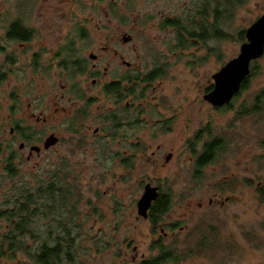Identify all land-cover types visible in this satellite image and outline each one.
I'll return each mask as SVG.
<instances>
[{
	"label": "flooded vegetation",
	"instance_id": "flooded-vegetation-1",
	"mask_svg": "<svg viewBox=\"0 0 264 264\" xmlns=\"http://www.w3.org/2000/svg\"><path fill=\"white\" fill-rule=\"evenodd\" d=\"M75 1L77 2L75 12L70 11L68 17L70 21L75 19L72 32L61 34L55 39L42 32L41 25H45L48 18L43 17L39 10L40 7L47 8L45 7L47 0H0V87L8 89L0 98V180H11L10 176L14 171L16 174L13 180H15L24 151L27 152L26 159L30 160L50 151L61 141V137L53 132L49 136L54 135L57 142L45 148V138L42 141L43 146L40 147L38 144L44 137L40 136V133L44 135L46 132L24 124L26 123L22 120L24 82L31 85L34 84L33 82L38 84L41 82L43 86L48 85L53 92V99L60 101L56 112L65 114L63 125L65 131L69 132L71 140H75L79 146L87 145L101 151H107L108 143H113L111 159L113 162L119 161L120 165L128 169L134 166L137 153L146 154L150 150L152 135L172 132L181 110L179 106H172L170 99L163 94L162 80L169 72L172 63L169 59H164L165 54L150 59L152 54L146 50L147 44L144 40L165 41L166 53L169 55L170 52L175 54L177 49L183 47L182 40L197 44L202 41L208 44L214 38V0H148L143 3L144 8L147 9L138 11L134 16L136 23L143 27L138 30L142 31L139 37L143 44H140V47L142 49L144 46V50L137 48L136 37L129 34H123L119 42L116 40L114 43L117 45L121 42L120 45L124 47L130 45L127 50L131 57L137 54L138 58H142L143 52H147V60L151 64L143 70L142 66L126 61L123 50L119 51L114 47L112 54L120 56L125 70L119 72L117 69V72L112 73L111 78L107 80L111 63L108 62L107 66L102 68L99 52L103 50L99 48L97 54L90 52L88 57L86 56L87 47L101 37L99 35L94 37L93 34L88 33L85 27L86 18H80L79 15V10L82 9L81 1ZM94 1L101 4L103 0ZM106 1L109 14L112 16L117 14L115 12L117 0ZM64 2L65 0H56V4ZM127 3L134 15L137 1L127 0ZM49 7L56 10L59 8L53 4ZM89 7L95 9L97 6L94 4ZM147 24L157 30V35L145 33L144 26ZM110 48V46L103 47L104 50ZM206 48L209 53L210 48ZM263 60L264 52L251 61L249 75L228 104L216 107L205 98V95L214 89V74L202 91V100L211 109L233 111L234 101L240 92L247 88L248 81L253 75L260 76L261 82L253 97L242 98L235 113L241 118H253L251 121L256 129L254 142L252 145H246L249 141H246L245 134L241 135L239 151H237L242 154L245 166H254L255 174L254 176L247 174L246 167L241 171L229 172L220 179L223 181L213 183L218 191L228 193L227 190H230L234 180H242L245 185L252 186L259 203H264V176L261 173L264 168ZM52 72L54 74H51ZM58 89L59 91L55 92ZM40 97L44 98L42 95ZM41 99L35 98L37 101ZM6 102L10 105L8 113ZM29 117L37 122L46 121V118L37 116L35 111L31 112ZM206 123L187 139L185 145L193 154L195 180L204 177L203 169L211 166L220 154H224L225 151L231 152L228 145L234 142V138L230 136L218 137L212 134L210 123ZM204 154L207 156L203 157ZM170 157L169 154L165 159L169 160ZM145 180L151 179L144 178L140 182L139 185H143L142 194L137 199H133L136 209H131V213L136 211L135 219H143L148 224L147 248L142 250V246L134 241V236H131L121 243H113L116 248L115 256L95 257L90 260L78 259L75 256L72 262L65 264H229L232 262L231 256L223 258L214 256L217 252L215 250L229 251L230 247L236 246L235 238L230 236L231 227H227L226 222L224 225L223 218L219 215L215 217L214 213V205L223 206L230 203L231 195H226L224 200L218 201V197H222L223 193L214 192L205 203L198 202L200 208L206 207L204 210L206 216L200 215L196 223L193 222L191 225V220L188 218L186 220L182 216L179 217V214H172L174 200L172 193L163 192L157 182ZM147 184L156 187L158 195L151 202L144 216L140 214L138 202ZM7 195L6 192L1 193L2 211H5L7 206L5 200ZM161 197L166 198L167 208H153L160 204ZM120 207L121 205L117 204L113 209L117 216L126 214ZM216 220L217 224L214 223ZM0 222L5 223V218ZM7 227L8 225L5 224L4 229L6 230ZM243 235L246 236V232ZM100 247L108 248L110 243H102L98 246V241L93 242L92 248L98 251ZM23 260L30 261L28 258ZM21 263L22 258H17L14 264Z\"/></svg>",
	"mask_w": 264,
	"mask_h": 264
},
{
	"label": "rangeland",
	"instance_id": "rangeland-1",
	"mask_svg": "<svg viewBox=\"0 0 264 264\" xmlns=\"http://www.w3.org/2000/svg\"><path fill=\"white\" fill-rule=\"evenodd\" d=\"M80 1L82 9L79 10V15L80 18H86L85 27L88 33L93 34L94 37L95 35L101 37L100 40H94L90 47H87L86 56L88 57L90 52L97 54L99 48L103 50L99 52L102 68L107 66L108 62L111 63L109 77L106 79H110L111 74L117 72V69L119 72L125 70L120 56L112 54L114 47L119 51L123 50L126 61L142 66V69L146 70L149 67L148 64H151L147 60V52H143L142 58H138L137 54L131 57L127 50L130 45L124 47L120 45L121 42L115 45L114 41L118 40L119 42L123 34H129L136 37L137 41L134 42L137 48L141 49L140 44H143V41L139 35L142 33L140 30L143 27L136 23L134 16L138 11L147 9L144 8L143 3L148 0H136L137 7L133 12L134 15H132V9L128 7L127 0H117L115 8L117 14L113 16L109 14L106 0H103L101 4L100 2L95 3L94 0ZM76 3L74 0H65L64 3L56 4V0H47L45 6L47 8L40 7L39 10L43 17L48 18L47 23L41 25L42 32L55 39L61 34L72 32L75 19L70 21L68 17L70 11L75 12ZM51 4L58 6V10L53 7L50 9L49 5ZM94 4H96L95 9L97 10L89 7ZM263 12L264 0H243L242 4L235 7L232 18L223 21L225 24H223L222 30L227 34L226 38L214 36L208 44L202 43V41L198 44L189 41L184 47L177 49L175 54L170 52L167 55L166 42L163 40H144L147 44L146 50L152 54L150 59L153 60L157 55L165 54L164 59H169L172 63L169 72L162 80L163 94L170 99L172 106H179L181 110L176 127L172 132L152 135L150 150L146 154L137 153L132 168H125L119 164V161L113 162L111 159L113 143H108L107 151L87 147V145L85 147L77 145L75 140L69 138V132L65 131L63 125L65 114L56 112L60 101L53 99V92L48 85L43 86L41 82L39 84L33 82V85L23 83L22 120L26 122L24 124L32 125L38 130L46 132L44 135L40 133V136H44L38 144L40 147L43 146L42 141L53 132L61 137V141L50 151L30 160L26 159L27 152L24 151L22 161L19 162V173L14 181L31 180L35 183L34 180L50 179L51 173L56 170L61 175L69 173V181H77L82 199L78 204L80 215L76 221L81 226L79 229L81 233L75 243L76 258L90 260L95 257L115 256L116 248L113 243H121L131 236H134V241L139 243L144 250L149 241L148 224L143 219H135L136 211L131 213V209H136L133 199H137L142 194L143 185L139 184L144 178L151 179L145 181H154L160 184L163 192L172 193L174 199L172 214H179V217L182 216L186 220L188 218L192 225L193 222L196 223L200 215L206 216L204 212L206 207L200 208L198 202L205 203L206 199L212 197L214 192L223 193V191H218L213 183L223 181L220 179H223L229 172L241 171L246 167L247 174L254 176V166H245L242 154L238 152L241 135H246V141H249L246 145H252L254 142L256 129L251 121L253 118H241L235 113L242 98L253 97L261 82L260 76L253 75L248 81L247 88L241 91L234 101L233 111L211 109L203 102L202 91L212 75L239 54L240 46L244 42V39L240 40L238 36L239 31H245L259 16H262ZM144 27L145 33L157 35V30L150 28L149 24ZM95 43L101 46H97ZM104 46L111 48L104 50ZM206 47L210 48L209 53ZM141 50H144V46ZM28 74L30 78V73ZM34 86H36V90H34ZM5 90L8 89L0 87V98L5 94L3 93ZM58 91L59 89L55 90V92ZM36 95L40 99L41 95L44 98L37 101L35 100ZM6 106L8 113L9 102H6ZM33 111L40 118H46V121L37 122L34 118H30L29 115ZM206 122L210 123L212 134L218 137L230 136L234 138V142L228 145L231 152L225 151L224 154H220L211 166L203 169L204 177L195 180L193 178V154L185 145L187 139L198 129L204 127ZM169 154L171 157L166 160L165 157ZM241 161L242 163H240ZM261 173L264 176V168ZM11 185L12 182L8 179L0 180V200L1 193L6 192ZM251 187L242 183V180H234L230 190H227L228 193H223L222 197H218V201L219 199L221 201L226 195H231L230 203L223 206L214 205L215 217L219 215L223 218V224L225 225L226 222V226L231 227L229 229L230 236L234 237L236 242V246L230 247L229 251L215 250L217 252L214 256L217 258L231 256L233 260H230L232 262L229 264H264V203L258 202ZM117 204L121 205L120 209L126 214L121 216L115 214L113 209ZM48 222L49 219H43L37 224L39 227L46 226ZM214 223L217 224V220ZM5 224L7 225L6 220L5 223L0 222V233L5 231ZM245 232L246 236L243 235ZM95 241H98V246L102 243H110V247H100V250L97 251L92 248ZM34 242L28 238L29 244ZM18 258H22V263H24L23 259L27 256L21 252ZM16 259L12 262L3 259L1 264H5V260L6 264H14Z\"/></svg>",
	"mask_w": 264,
	"mask_h": 264
},
{
	"label": "trees",
	"instance_id": "trees-1",
	"mask_svg": "<svg viewBox=\"0 0 264 264\" xmlns=\"http://www.w3.org/2000/svg\"><path fill=\"white\" fill-rule=\"evenodd\" d=\"M243 0H214L215 22L214 36L226 38L222 30L224 20H229L234 9ZM245 31L238 33L244 39ZM183 47L186 41L182 40ZM207 155L204 154L203 157ZM10 171V170H9ZM11 174V171H10ZM12 173V185L6 191L7 206L2 211L0 202V220L5 218L7 229L0 233V264L3 259L13 261L23 252L30 260L21 264H65L75 257V243L80 235L79 201L82 194L76 180L69 181V173L61 175L59 171L51 173L50 179L16 180ZM166 198H160V204L153 208H164ZM49 219L46 226L37 224ZM28 238L35 241L28 243ZM37 240V242H36Z\"/></svg>",
	"mask_w": 264,
	"mask_h": 264
},
{
	"label": "water",
	"instance_id": "water-1",
	"mask_svg": "<svg viewBox=\"0 0 264 264\" xmlns=\"http://www.w3.org/2000/svg\"><path fill=\"white\" fill-rule=\"evenodd\" d=\"M264 52V15L257 18L246 30L245 41L240 46L239 54L225 63L213 75L214 89L205 98L214 106L221 107L228 104L241 87L243 80L250 73L251 61L260 57ZM57 142L54 135L48 136L44 147L49 148ZM156 187L147 184L138 202L141 215H146L151 202L157 197Z\"/></svg>",
	"mask_w": 264,
	"mask_h": 264
}]
</instances>
